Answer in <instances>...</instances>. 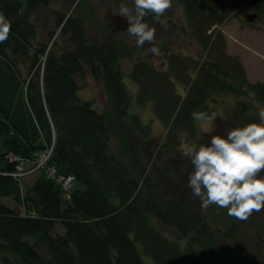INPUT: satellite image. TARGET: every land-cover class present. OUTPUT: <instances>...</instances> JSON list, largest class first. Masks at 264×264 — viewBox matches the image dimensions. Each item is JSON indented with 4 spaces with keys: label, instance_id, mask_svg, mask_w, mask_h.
<instances>
[{
    "label": "trees",
    "instance_id": "1",
    "mask_svg": "<svg viewBox=\"0 0 264 264\" xmlns=\"http://www.w3.org/2000/svg\"><path fill=\"white\" fill-rule=\"evenodd\" d=\"M177 2L185 14L180 28L201 49L203 60L190 67L194 75L185 73L189 66L176 56L170 57L165 69L136 60L130 71L137 104L150 103L166 128L155 161L180 143L181 132L194 135L192 112H210L212 93L250 94L264 108V81L246 80L239 59L226 54L218 29L235 5L244 4L249 13L259 15L264 0ZM48 3L27 0L21 16V0H0V12L12 25L11 35L0 43V197L20 206L18 211L0 203V264H144L142 255L153 264H213L220 258L212 235L234 236L236 219L227 209L203 208L199 198L191 195L188 175L177 179L181 170L172 173L163 166L164 178L154 181L139 166L133 140L126 135L137 175L117 158L109 145L110 124L90 101L76 96L75 77L84 67L92 73L95 66L100 68L112 113L127 117L145 137L140 119L127 113L129 96L117 70L119 59L131 53L118 40L87 43L79 17L54 12L55 27L71 45L57 54L38 39L30 18ZM52 35L48 33L49 41ZM175 79L185 86L182 97ZM247 107L239 103V121L229 119V128L259 122L257 117L245 116ZM48 148L47 166L54 167L56 175H71L69 190L60 188L57 176L47 177L39 169L23 192L22 181L10 175L16 163L8 156L33 160ZM57 223L64 227L62 235L52 233ZM157 225L173 228L183 242L168 239ZM39 245L43 253L37 250Z\"/></svg>",
    "mask_w": 264,
    "mask_h": 264
},
{
    "label": "rangeland",
    "instance_id": "2",
    "mask_svg": "<svg viewBox=\"0 0 264 264\" xmlns=\"http://www.w3.org/2000/svg\"><path fill=\"white\" fill-rule=\"evenodd\" d=\"M121 4H125L130 8L134 7L133 0H49L46 6L34 10L30 18L37 28L38 39L42 43L48 44V47H52L57 54L71 49V45L67 40V35L62 36L55 27L54 12L62 13L66 17H79L84 26L87 43L99 44L108 40H118L124 44L131 56L119 59L117 70L129 96L130 105L127 113L135 114L140 119L141 125L144 127L145 137H142L139 132L130 126L127 117H116L112 113L100 68L95 66L92 73L84 67L82 72L76 75V96L82 100L90 101L93 108L105 115V119L111 127L109 145L117 158L135 176L137 173L131 163L126 137L133 140L134 156L138 159L139 166L150 174L154 181L164 178L161 173L163 166L169 167L172 173L181 170V177L177 178L181 179L184 174L189 175L192 171L190 159L182 156L180 152L181 145L184 143L207 144L210 136L202 130L200 122L193 121L194 135L187 134L185 131L181 132L180 143L172 151H169L166 156L162 155L159 160L155 161L154 153H158L160 150L157 148L163 142L166 128L154 114L150 103L137 104V87L130 78V71L132 63L136 60H144L158 69H165L169 64L170 57L176 56L177 61L183 60L189 66L184 71L191 77L194 75L193 70L190 68L192 64L203 60L201 49L194 38L187 31L180 28L185 24V14L177 0H172L171 9L159 21H156L151 14L148 15L151 18L145 22L155 28L156 39L154 45L145 44L141 48L136 47L135 38L130 37L127 31L111 32L103 21L106 9L120 15ZM240 12L250 11L244 4L235 5L227 18L218 26V29L224 36L226 54L236 56L239 59L246 80L250 83L261 82L264 81V11L257 15L252 23L245 22L240 16ZM49 32H53L50 41ZM152 46L160 49L159 55H154L148 50ZM25 67L26 65L21 67L24 74L26 73ZM184 71L183 74H185ZM174 82L176 92L180 97L184 96L185 86L176 79ZM208 102L211 105V111L217 113V120L214 125L215 131L212 134L226 135L227 130L230 129L228 127L229 119L239 121L237 112L240 102L250 106L245 111L246 117L254 116L259 119V109L263 108L252 98V95H235L232 92L212 93ZM29 166L30 164L25 165L26 168ZM36 173V171L32 172L22 179L23 192L35 178ZM72 185L76 186V183L72 182ZM0 203L14 210H20V206L11 199L0 197ZM236 224L237 232L234 236L221 237L217 233L212 235L214 250L220 258L213 264H264V210L254 212L246 221L236 219ZM157 228L168 239L183 242L173 228L163 227L162 225H157ZM52 233L62 235L64 233L62 224H55ZM33 240L29 239L30 242ZM37 250L43 253L40 245L37 246ZM141 257L144 264H153L149 257L144 255Z\"/></svg>",
    "mask_w": 264,
    "mask_h": 264
},
{
    "label": "clouds",
    "instance_id": "3",
    "mask_svg": "<svg viewBox=\"0 0 264 264\" xmlns=\"http://www.w3.org/2000/svg\"><path fill=\"white\" fill-rule=\"evenodd\" d=\"M18 14L24 15L27 0H21ZM134 7L121 4L119 14L128 21L127 33L135 38L136 47L154 45L156 30L145 18L156 21L172 7V0H133ZM11 22L0 12V43L11 35ZM159 55L160 49H148ZM259 122L252 121L227 130L226 135L212 134L215 111L194 110L192 118L209 134L207 144L184 143L182 156L190 159L192 171L187 186L205 209L216 206L227 209L229 216L246 221L254 212L264 210V108L258 112Z\"/></svg>",
    "mask_w": 264,
    "mask_h": 264
},
{
    "label": "built area",
    "instance_id": "4",
    "mask_svg": "<svg viewBox=\"0 0 264 264\" xmlns=\"http://www.w3.org/2000/svg\"><path fill=\"white\" fill-rule=\"evenodd\" d=\"M49 152L50 148L39 151L38 153H36L33 160H27L24 158L9 155V160H12L16 163L15 170L14 172L10 173V175L20 182L26 175L35 172L39 169H43L47 177L54 178L57 176V183L60 185V188L66 192L67 190H69L72 177L69 174L56 175L55 168L52 166H47L46 161L48 159ZM26 164H30V166L26 168Z\"/></svg>",
    "mask_w": 264,
    "mask_h": 264
},
{
    "label": "water",
    "instance_id": "5",
    "mask_svg": "<svg viewBox=\"0 0 264 264\" xmlns=\"http://www.w3.org/2000/svg\"><path fill=\"white\" fill-rule=\"evenodd\" d=\"M240 16L247 23H252L257 17L256 13L240 12ZM103 21L111 32L127 31L128 21L126 18L112 13L109 9H106L103 15Z\"/></svg>",
    "mask_w": 264,
    "mask_h": 264
}]
</instances>
